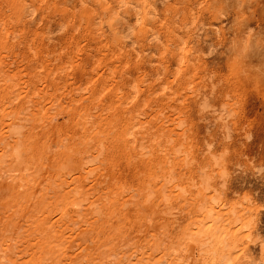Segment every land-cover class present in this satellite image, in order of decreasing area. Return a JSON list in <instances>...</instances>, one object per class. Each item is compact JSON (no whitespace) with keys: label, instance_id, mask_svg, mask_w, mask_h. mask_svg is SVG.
I'll list each match as a JSON object with an SVG mask.
<instances>
[{"label":"rangeland","instance_id":"374dc122","mask_svg":"<svg viewBox=\"0 0 264 264\" xmlns=\"http://www.w3.org/2000/svg\"><path fill=\"white\" fill-rule=\"evenodd\" d=\"M0 152L5 264H201L203 182L264 264V0H0Z\"/></svg>","mask_w":264,"mask_h":264},{"label":"bare ground","instance_id":"6f19581e","mask_svg":"<svg viewBox=\"0 0 264 264\" xmlns=\"http://www.w3.org/2000/svg\"><path fill=\"white\" fill-rule=\"evenodd\" d=\"M139 14V13H138ZM124 18V17H123ZM222 123V122H221ZM2 124H3V122H2ZM226 124V123H225ZM11 126V122H10V124H9V127ZM12 126H13V124H12ZM3 128V127H2ZM11 128V127H10ZM8 130V129H7ZM6 131V130H5ZM132 131V130H131ZM2 133H3V131H2ZM1 133V134H2ZM5 133V132H4ZM11 133V132H10ZM14 133V132H13ZM5 135H7V134H5ZM4 135V136H5ZM14 135V134H13ZM8 136V135H7ZM12 136V135H11ZM131 136V135H130ZM3 137V136H2ZM13 137V136H12ZM126 137V136H125ZM132 137V136H131ZM124 138V137H123ZM128 138V137H127ZM129 139V138H128ZM8 140H10V139H8ZM136 140V139H135ZM7 141V140H6ZM11 141V140H10ZM9 141V142H10ZM15 141V140H14ZM128 141V140H127ZM129 142V141H128ZM134 142V141H133ZM9 144V143H8ZM15 144V143H14ZM4 148V147H3ZM10 148H11V146H10ZM14 148V147H13ZM5 149H7V148H5ZM4 149V150H5ZM3 150V149H2ZM17 148H15V149H13L12 151H13V154H16L17 155ZM11 151V150H10ZM12 151H11V156H13L12 155ZM5 152V151H4ZM4 152H2V153H4ZM1 153V152H0ZM1 153V154H2ZM19 154V153H18ZM3 156V155H2ZM2 156H0V157H2ZM8 156H9V154H8ZM14 157V156H13ZM9 158V157H8ZM16 158V157H15ZM13 160V159H12ZM18 160V155H17V159L15 160V161H17ZM211 161V160H210ZM4 162V161H3ZM13 163V162H12ZM3 165V164H2ZM14 165V164H13ZM15 165H16V163H15ZM17 166V165H16ZM20 165L18 164V166L17 167H19ZM220 166V165H219ZM24 167V166H23ZM208 167V166H207ZM220 167H222V166H220ZM9 168H12V165H11V167H9ZM8 168V169H9ZM14 168L15 167H13V170H14ZM20 168L21 167H19V171H18V169L17 168H15V170L19 173L20 172ZM24 168H27V167H24ZM211 168V167H210ZM1 169V168H0ZM3 169V168H2ZM1 169V170H2ZM28 169V168H27ZM214 169V168H213ZM12 169H11V171H13ZM24 170V169H23ZM4 171V170H3ZM2 171V172H3ZM16 171H13L14 172V174L16 173ZM215 171H216V169H215ZM5 172V171H4ZM9 172H10V169H9ZM12 172V173H13ZM8 173V172H7ZM12 173H10V174H12ZM167 173V171H165V174ZM217 173L221 176L222 175V172H221V170H217ZM216 173V174H217ZM9 174V175H10ZM17 174V173H16ZM15 174V175H16ZM8 175V174H7ZM13 175V174H12ZM214 175V174H213ZM2 176V175H1ZM20 176H22V175H20ZM32 176V175H31ZM84 176V175H83ZM6 177H8V176H6ZM23 177H24V175H23ZM224 177V176H223ZM14 178V177H13ZM21 178V177H20ZM215 178H216V175H215ZM222 178V177H221ZM9 179V178H8ZM82 179H83V177H82ZM167 179V178H166ZM165 179V180H166ZM193 179V178H192ZM194 179H195V177H194ZM17 180V179H16ZM30 180V179H29ZM220 180V179H219ZM19 181H20V179H19ZM28 181V180H27ZM169 181V180H168ZM23 182V181H22ZM191 182H193V181H191ZM200 182H201V180H200ZM164 183V182H163ZM162 183V184H163ZM170 183V182H169ZM209 183V182H208ZM33 184V183H32ZM31 184V185H32ZM78 184V183H77ZM179 184V183H178ZM192 184V183H191ZM194 184V183H193ZM23 185V184H22ZM167 185V184H166ZM169 185V184H168ZM213 185V184H212ZM211 186V185H210ZM72 187V186H71ZM77 187V186H76ZM160 188H159V193L161 192H163V190H164V185L163 186H161V184H160V186H159ZM208 187H209V185L208 186H205L204 185V182L202 183V188L201 189H199L200 190V192H199V190H198V192H199V197H196V200L195 201H197V204H199V206L201 207V210H202V212H203V214H201V216H199V218L195 221V222H192L193 223V226H192V228L191 229H189V230H187V232H186V237H188L189 238V240H192L193 242H195L196 244H197V247H198V249H199V252H200V256L202 257L203 256V259H202V263L201 264H238V262H239V260H240V258L242 257L241 255L240 256H237L235 253H236V251H237V244H236V242H235V240L234 239H232L230 236H229V234H228V232L225 230V229H221V227L219 226V219H214L213 218V216H212V211L213 210H215L213 207L211 208V209H207L206 208V206L208 205H206V203H204V200L205 201H207V199L205 198V197H207V195H206V193H205V191L204 190H208ZM70 189V188H69ZM74 189V188H73ZM79 189V188H78ZM169 189V188H168ZM167 189V190H168ZM170 189H172V188H170ZM28 190V189H27ZM76 190V189H75ZM173 190V189H172ZM172 190H170V191H172ZM175 190V189H174ZM213 190H215V189H213ZM212 189L210 190V191H213ZM23 191V190H22ZM25 191V190H24ZM70 191V190H69ZM165 191V190H164ZM177 191V190H176ZM73 191H71V192H68V194H70V193H72ZM76 192V191H75ZM75 192H73V193H75ZM178 192V191H177ZM181 193H183V191H180ZM198 192L196 193L197 195H198ZM63 193V192H62ZM77 193V192H76ZM191 193V192H190ZM214 193V192H213ZM213 193H211L212 195H213ZM168 194V193H167ZM173 194V193H172ZM185 194V193H184ZM183 194V195H184ZM192 194V193H191ZM195 194V195H196ZM215 194V193H214ZM72 195V194H71ZM74 195V194H73ZM78 195V194H77ZM77 195H74V196H77ZM193 195V194H192ZM175 196V195H174ZM216 196V195H215ZM185 197V196H184ZM183 197V198H184ZM189 198L191 197L190 196V194H189V196H188ZM213 197V196H212ZM216 197H218V196H216ZM79 198V197H78ZM77 199V198H76ZM193 200H194V198H192ZM209 199V198H208ZM211 199H213V198H211ZM80 200V199H79ZM180 200V199H179ZM184 200H186V199H184ZM214 200H216V198L214 199ZM27 201V200H26ZM76 201V200H75ZM192 201V200H191ZM217 201V200H216ZM249 201V200H248ZM67 202H68V200H67ZM193 203H194V201H192ZM75 205H76V202H73ZM182 203H184V202H182ZM208 203V202H207ZM211 203V202H210ZM222 204V203H221ZM227 204V203H226ZM188 205V204H187ZM186 205V206H187ZM191 205H192V203H191ZM190 205V206H191ZM194 205V204H193ZM211 205H212V203H211ZM223 205V204H222ZM229 205V204H228ZM74 206V205H73ZM189 206V205H188ZM35 207H36V205H35ZM249 208L247 207V206H244L243 207V209H239L240 211H239V213H242L240 216L241 217H238V218H236L235 220H234V223H232V225L233 224H236V226L238 227V229H237V232H239L240 234H243V236H244V240H245V242H244V245H243V247H242V249H241V251L243 250V252H246V253H248L246 250H248V248H249V245L250 244H253V243H251L252 241H253V237H254V233H255V223L253 224V219H247L246 217H244V215H245V211L246 210H248ZM227 210H229L228 208H227ZM73 211V210H72ZM223 211V210H222ZM233 211H235L234 210V207H231L230 208V211H229V213H232ZM197 212H198V208H197ZM196 212V213H197ZM200 212V211H199ZM199 212H198V214H199ZM249 212V211H248ZM63 213V212H62ZM214 213V212H213ZM221 212L220 211H218L217 213H216V215H219ZM228 213V214H229ZM233 214V213H232ZM76 215V214H75ZM64 216V215H63ZM228 216V218L229 219H231L230 217H231V215H227ZM243 216V217H242ZM250 216V215H249ZM68 217V216H67ZM192 217V216H191ZM251 217V216H250ZM252 217H254V216H252ZM190 218V217H189ZM188 218V219H189ZM225 218V217H224ZM232 218H233V216H232ZM249 218V217H248ZM62 219H64V220H66V217H64V218H62ZM191 220V219H190ZM215 220V221H214ZM77 221V220H76ZM86 221V220H85ZM229 221V220H228ZM227 221V222H228ZM231 221V220H230ZM59 222H60V220H59ZM190 222V221H189ZM233 222V221H232ZM66 223V222H65ZM64 223V224H65ZM69 223V222H68ZM71 223V222H70ZM147 223V222H146ZM222 224V223H221ZM191 225V224H190ZM145 226V225H144ZM143 226V227H144ZM82 227V226H81ZM5 228V227H4ZM185 228V227H184ZM183 228V229H184ZM7 229H8V227H7ZM73 229H74V227H73ZM84 229V228H83ZM143 229V228H142ZM2 230H6V228L5 229H2ZM71 230H72V228H71ZM70 230V231H71ZM139 230V229H138ZM186 230V229H185ZM74 231V230H73ZM143 231V230H142ZM142 231L141 232H139V233H142ZM4 232V231H3ZM75 232V231H74ZM78 232H79V230H78ZM81 232V231H80ZM5 233V232H4ZM73 233V232H72ZM82 233V232H81ZM145 233H146V231H145ZM184 233V232H183ZM234 233V232H233ZM6 234V233H5ZM2 235H4V234H2ZM7 235V234H6ZM5 235V236H6ZM68 235V234H67ZM73 235V234H72ZM156 236H157V234H155ZM8 236V235H7ZM76 235H74V237H75ZM78 236H79V234H78ZM78 236H76L77 238L76 239H78ZM82 236V235H81ZM257 236V235H256ZM4 237V236H3ZM2 237V238H3ZM11 237V236H10ZM70 237H72V236H70ZM73 237V238H74ZM83 237V236H82ZM84 237H85V235H84ZM182 237V236H181ZM180 237V238H181ZM6 238V237H5ZM151 238V237H150ZM158 238V237H157ZM235 238V237H234ZM68 239V238H67ZM75 239V238H74ZM84 239V238H83ZM4 240H7V239H4ZM73 240V239H72ZM151 240V239H150ZM149 240V241H150ZM161 240V239H160ZM173 240H175V239H173ZM181 240V239H180ZM180 240H178L179 241V243L181 242ZM2 241H3V239H2ZM1 241V242H2ZM71 241V240H70ZM74 241V240H73ZM85 241V240H84ZM157 242L155 243V244H158L159 243V241L158 240H156ZM170 241H171V239H170ZM170 241H169V243H170ZM264 241V240H263ZM9 242H10V240H9ZM81 242H83V241H81ZM164 242V241H163ZM167 242V241H166ZM186 242H188V241H186ZM190 242V241H189ZM188 242V244H189V246H186L187 245V243H186V245L184 246V247H189V250H190V252H191V245H190V243ZM8 243V242H7ZM255 243V242H254ZM264 243V242H263ZM53 244V243H52ZM51 244V245H52ZM72 244V243H71ZM81 244V243H80ZM153 244V243H152ZM172 244H175V241H174V243H172ZM171 244V245H172ZM183 244H184V242H183ZM10 245L11 244H7V246H5V247H3V248H0V264H5V259L6 260H9V257L7 256V252L9 253V251H10ZM75 245V244H74ZM78 245V244H77ZM148 245V244H147ZM149 245H151V244H149ZM161 245V244H160ZM167 245H169L168 243H167ZM79 246V245H78ZM170 246V245H169ZM183 246V245H182ZM263 246V245H262ZM12 247V246H11ZM54 247V246H53ZM69 247H71V246H69ZM148 247H150V246H148ZM147 247V248H148ZM152 248H154L153 250H160L161 252L163 251V248H161V247H159V245H153V246H151ZM175 247H176V245H175ZM180 247H181V245H180ZM152 248H151V250H152ZM167 248H168V246H167ZM174 248V246L172 247V249ZM183 248V247H182ZM264 248V247H263ZM141 250H143L144 248H140ZM139 249V250H140ZM145 249H146V247H145ZM144 249V250H145ZM170 249H171V247H170ZM175 249V248H174ZM152 250V251H153ZM166 250V249H165ZM12 251V250H11ZM148 251V250H147ZM139 252V251H138ZM146 252V251H145ZM150 252V251H149ZM185 252H188V249H187V251L185 250ZM190 252H189V254H190ZM11 253V252H10ZM175 253V252H174ZM182 253H184V252H182ZM170 254L171 253H169V252H167V251H163V253H162V255H161V257H159L158 258V260H156V261H153V259L151 258V256L153 255V253L152 252H150L149 254H147L146 255V257H144L145 258V260L147 259L148 261H150L151 262V260L153 261V264H159L160 262H161V260L163 261L164 260V258H166L167 257V263L168 264H172V258H170ZM172 254H173V252H172ZM177 254H179V253H177ZM176 254V255H177ZM185 254V253H184ZM249 254V253H248ZM262 254V253H261ZM9 255H12V253L11 254H9ZM14 255V254H13ZM138 255V254H137ZM156 255V254H155ZM175 255V256H176ZM181 255V254H180ZM183 255V254H182ZM17 256V255H16ZM172 256V255H171ZM76 257H77V255H76ZM181 257V256H180ZM244 257H246V255L245 256H243V258ZM20 258V257H19ZM140 258V257H139ZM247 258H248V256H247ZM73 259H74V257H73ZM78 259V258H77ZM102 259V258H101ZM142 259V258H141ZM140 259V260H141ZM249 259H250V257H249ZM253 259V258H252ZM14 260V259H13ZM76 260V259H75ZM74 260V261H75ZM79 260V259H78ZM178 260V259H177ZM248 260V259H247ZM11 261V260H10ZM9 261V262H10ZM105 261V260H104ZM120 261H122L121 259H120ZM137 261V260H136ZM7 262V261H6ZM107 262V261H106ZM247 263H250V262H248V261H246ZM256 262V261H255ZM258 262V261H257ZM11 263V262H10ZM30 263V262H29ZM70 263H71V260H70ZM77 263V262H76ZM105 263V262H104ZM165 263V262H164ZM9 264V263H8ZM12 264V263H11ZM39 264V263H38ZM72 264H75V263H73L72 262ZM107 264V263H106Z\"/></svg>","mask_w":264,"mask_h":264}]
</instances>
